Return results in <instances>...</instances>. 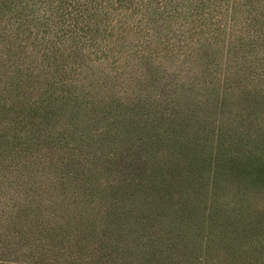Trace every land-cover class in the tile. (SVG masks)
<instances>
[{
	"label": "trees",
	"instance_id": "1",
	"mask_svg": "<svg viewBox=\"0 0 264 264\" xmlns=\"http://www.w3.org/2000/svg\"><path fill=\"white\" fill-rule=\"evenodd\" d=\"M6 114L0 264H264V0H0Z\"/></svg>",
	"mask_w": 264,
	"mask_h": 264
},
{
	"label": "rangeland",
	"instance_id": "2",
	"mask_svg": "<svg viewBox=\"0 0 264 264\" xmlns=\"http://www.w3.org/2000/svg\"><path fill=\"white\" fill-rule=\"evenodd\" d=\"M226 44V43H225ZM224 52V53H223ZM222 52V58H223V62H222V64H221V67L219 68V70H220V74H221V76H222V73H223V71H224V69H225V56H226V52H225V50ZM30 80H32V79H30ZM33 84H35L34 82H32ZM197 94V93H196ZM195 102H198L199 100H201V97L198 95V96H196L195 98ZM10 117V114H6L4 117H2L0 120H4V118H9ZM215 141V140H214Z\"/></svg>",
	"mask_w": 264,
	"mask_h": 264
}]
</instances>
